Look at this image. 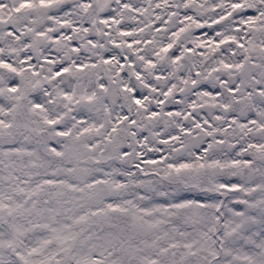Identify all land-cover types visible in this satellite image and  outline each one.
Instances as JSON below:
<instances>
[{"label": "snow or ice", "instance_id": "snow-or-ice-1", "mask_svg": "<svg viewBox=\"0 0 264 264\" xmlns=\"http://www.w3.org/2000/svg\"><path fill=\"white\" fill-rule=\"evenodd\" d=\"M0 264H264V0H0Z\"/></svg>", "mask_w": 264, "mask_h": 264}]
</instances>
